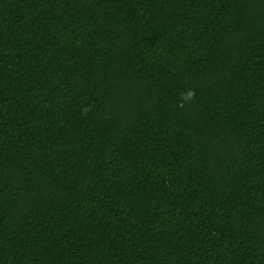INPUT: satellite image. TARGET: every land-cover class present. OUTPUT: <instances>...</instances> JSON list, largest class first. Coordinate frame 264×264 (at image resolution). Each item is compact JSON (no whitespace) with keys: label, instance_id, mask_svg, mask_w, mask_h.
<instances>
[{"label":"trees","instance_id":"obj_1","mask_svg":"<svg viewBox=\"0 0 264 264\" xmlns=\"http://www.w3.org/2000/svg\"><path fill=\"white\" fill-rule=\"evenodd\" d=\"M0 264H264V0H0Z\"/></svg>","mask_w":264,"mask_h":264},{"label":"clouds","instance_id":"obj_2","mask_svg":"<svg viewBox=\"0 0 264 264\" xmlns=\"http://www.w3.org/2000/svg\"><path fill=\"white\" fill-rule=\"evenodd\" d=\"M195 93L193 90H189L186 94H182V98L185 100H190L194 97Z\"/></svg>","mask_w":264,"mask_h":264}]
</instances>
